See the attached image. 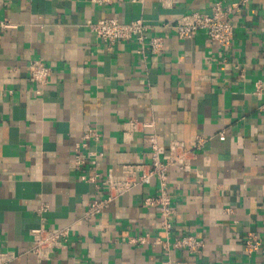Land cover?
<instances>
[{
	"label": "crops",
	"instance_id": "obj_1",
	"mask_svg": "<svg viewBox=\"0 0 264 264\" xmlns=\"http://www.w3.org/2000/svg\"><path fill=\"white\" fill-rule=\"evenodd\" d=\"M235 1L0 0V21L12 25L0 29V264H264V0L232 16L229 48L175 31L183 16ZM108 18L143 20L162 52L108 46L90 27ZM36 60L52 70L42 87L29 80ZM130 121L144 126L126 134ZM89 129L99 140L77 148ZM152 138L163 160L172 141L194 152L189 170L168 172L170 232L146 204L157 179L87 217L109 175L151 163ZM42 226L69 228L43 259L29 250ZM188 235L204 241L199 252L174 247ZM250 235L261 243L253 253Z\"/></svg>",
	"mask_w": 264,
	"mask_h": 264
},
{
	"label": "built area",
	"instance_id": "obj_2",
	"mask_svg": "<svg viewBox=\"0 0 264 264\" xmlns=\"http://www.w3.org/2000/svg\"><path fill=\"white\" fill-rule=\"evenodd\" d=\"M93 4L100 6H110L118 3L120 0H90ZM248 0H237L234 3L224 6L221 2H217L212 7L211 15L203 12H193L183 16L175 25V31L179 39H193L197 33L204 32L207 37L223 48L231 47L234 39V27L232 25V16L239 13L246 5ZM132 3L144 4L146 0H131ZM12 27L10 23L0 21V29ZM92 31L97 38L112 46L117 42L135 41L139 46V53H144L148 48L152 53L159 54L164 48V38L150 35V27L143 20H135L130 23H122L117 19L108 18L97 21L91 26ZM29 80L37 84L39 87L48 83L52 70L41 60L32 61L28 68ZM258 93L263 92V85L258 82L255 85ZM41 91H37L39 94ZM140 123L130 121L126 125V134L131 135L137 131ZM100 133L95 129H89L82 136L79 147H87L91 141H98ZM152 144L151 163L148 165H126L120 175H109L102 183L107 190V197L103 199H95L90 204L86 213L87 217H95L100 215L110 203L118 199L120 196L128 193L132 189L149 183L152 179H157L159 189L158 196L147 198L146 204L156 206L160 213V221L162 227L167 231L171 230V219L174 211L171 208V196L168 186V172L171 168H179L181 170H189L194 152L186 149L184 145L178 141H172L167 150V156L163 160L160 158L159 149L154 138L150 140ZM205 140L199 139L195 148L200 149ZM85 163V159L77 156L75 164L81 166ZM82 179L85 181H96L95 175H84ZM69 238V228H46L39 227L31 232L30 252L39 258H45L47 255L63 246ZM134 243L143 242L142 239H135ZM260 241L250 235L246 242V251L253 253L259 250ZM174 247L184 249L189 253L199 252L204 247V241L192 236H183L175 241ZM163 264H175L169 259ZM185 264V263H176Z\"/></svg>",
	"mask_w": 264,
	"mask_h": 264
}]
</instances>
